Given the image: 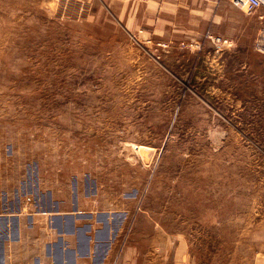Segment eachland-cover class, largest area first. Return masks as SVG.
Here are the masks:
<instances>
[{"label": "rangeland", "instance_id": "1", "mask_svg": "<svg viewBox=\"0 0 264 264\" xmlns=\"http://www.w3.org/2000/svg\"><path fill=\"white\" fill-rule=\"evenodd\" d=\"M259 23L229 0H0V218L38 216L25 248L64 215L98 264H264Z\"/></svg>", "mask_w": 264, "mask_h": 264}, {"label": "crops", "instance_id": "2", "mask_svg": "<svg viewBox=\"0 0 264 264\" xmlns=\"http://www.w3.org/2000/svg\"><path fill=\"white\" fill-rule=\"evenodd\" d=\"M2 185H5V176L2 174ZM30 185V184H29ZM28 187V191H32V187ZM37 189V188H36ZM35 189V191H36ZM33 191L34 193H36ZM14 193V196L18 194V189H14L12 191ZM38 195L41 196H47L48 199H52V196L54 195V192L48 191L46 192H40ZM2 199L4 203L7 202L9 192L7 191V188H4L3 192L1 193ZM55 197V196H54ZM50 210V209H49ZM3 218H0L3 220V222L8 223L12 222V224H15L14 229H7L4 228L0 231V237L2 238V243L3 246H1L0 249H2L1 254L7 253L9 250V243L12 245V250L13 253H16V260H14L13 264H89V263H97L102 261L103 255H101L100 259L99 254L98 257L95 256L94 259V254L98 253L96 251L97 249V237L94 234L91 236L90 234H82V237L85 240V245L81 247L78 243L79 241V235H78V226H76L74 223H72V226L74 229H70V231H65L62 229V224L64 223L65 219L72 218L73 221V216H58L55 218L57 215L52 216V219H56V222L52 221L53 224L51 225L52 231H46L45 230H40L38 231L37 229H32L31 234L33 235L34 238H36L34 241L35 244H31L32 248L30 250H27L25 247L26 242V236H28L26 230L24 229L23 225L21 226V221H24L26 219H38V216L35 214H27L22 215V214H14V215H1ZM21 227V228H20ZM88 231L90 229H87ZM43 231V234H42ZM66 237L69 239L71 238V245L70 243L65 240ZM93 239V243L90 244V241ZM76 242V243H75ZM30 242H28L29 244ZM35 247H34V246ZM45 249L43 250V248ZM81 247V248H80ZM34 248H36V251L42 252L44 251L45 257H34V259H30V261L24 260V254L25 252H33ZM41 248V249H40ZM27 251H26V250ZM38 252V253H39ZM69 259V261L67 260ZM5 262H8L7 260ZM1 264H3V260H1Z\"/></svg>", "mask_w": 264, "mask_h": 264}, {"label": "built area", "instance_id": "3", "mask_svg": "<svg viewBox=\"0 0 264 264\" xmlns=\"http://www.w3.org/2000/svg\"><path fill=\"white\" fill-rule=\"evenodd\" d=\"M233 5L243 7L249 11H257L260 19L259 30L256 35V49L264 54V0H229Z\"/></svg>", "mask_w": 264, "mask_h": 264}]
</instances>
